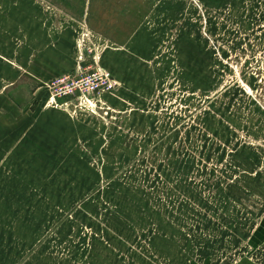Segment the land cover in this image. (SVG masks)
<instances>
[{
	"label": "rangeland",
	"instance_id": "rangeland-1",
	"mask_svg": "<svg viewBox=\"0 0 264 264\" xmlns=\"http://www.w3.org/2000/svg\"><path fill=\"white\" fill-rule=\"evenodd\" d=\"M263 220L264 0H0V264H264Z\"/></svg>",
	"mask_w": 264,
	"mask_h": 264
},
{
	"label": "built area",
	"instance_id": "built-area-1",
	"mask_svg": "<svg viewBox=\"0 0 264 264\" xmlns=\"http://www.w3.org/2000/svg\"><path fill=\"white\" fill-rule=\"evenodd\" d=\"M79 59H80V63L82 60H84L83 53H81ZM88 75L92 76L94 74L85 72L84 68L79 64L78 68L74 73L58 77L53 81L52 84L56 88L66 89L67 93H71V92L77 93L80 90L81 92L86 93L87 91L89 94H92L100 89V85L96 82L92 83L89 81L87 84L88 87L84 86L83 81ZM101 75H104V73L102 72ZM105 78H108L107 73H105Z\"/></svg>",
	"mask_w": 264,
	"mask_h": 264
},
{
	"label": "crops",
	"instance_id": "crops-1",
	"mask_svg": "<svg viewBox=\"0 0 264 264\" xmlns=\"http://www.w3.org/2000/svg\"><path fill=\"white\" fill-rule=\"evenodd\" d=\"M251 243H253V245H260L264 244V220L262 222V224L259 227V230L255 233V235L252 237ZM262 256H264V252H261Z\"/></svg>",
	"mask_w": 264,
	"mask_h": 264
}]
</instances>
